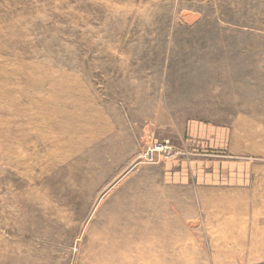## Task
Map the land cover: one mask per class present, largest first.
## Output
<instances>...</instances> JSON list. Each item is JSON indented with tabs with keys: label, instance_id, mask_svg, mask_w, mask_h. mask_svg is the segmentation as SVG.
Masks as SVG:
<instances>
[{
	"label": "rangeland",
	"instance_id": "rangeland-1",
	"mask_svg": "<svg viewBox=\"0 0 264 264\" xmlns=\"http://www.w3.org/2000/svg\"><path fill=\"white\" fill-rule=\"evenodd\" d=\"M0 264H264V0H0Z\"/></svg>",
	"mask_w": 264,
	"mask_h": 264
},
{
	"label": "bare ground",
	"instance_id": "bare-ground-1",
	"mask_svg": "<svg viewBox=\"0 0 264 264\" xmlns=\"http://www.w3.org/2000/svg\"><path fill=\"white\" fill-rule=\"evenodd\" d=\"M148 156V155H147Z\"/></svg>",
	"mask_w": 264,
	"mask_h": 264
}]
</instances>
